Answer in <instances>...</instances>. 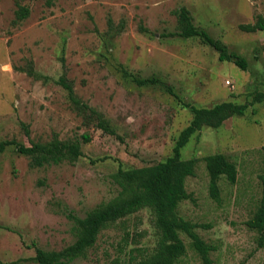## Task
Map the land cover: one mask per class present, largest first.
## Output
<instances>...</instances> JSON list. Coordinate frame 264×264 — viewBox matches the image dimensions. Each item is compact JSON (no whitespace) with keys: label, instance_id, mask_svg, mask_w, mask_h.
I'll return each mask as SVG.
<instances>
[{"label":"rangeland","instance_id":"obj_1","mask_svg":"<svg viewBox=\"0 0 264 264\" xmlns=\"http://www.w3.org/2000/svg\"><path fill=\"white\" fill-rule=\"evenodd\" d=\"M23 6L28 15L20 20ZM181 6L195 25L243 56L247 70L220 60L198 38L168 35ZM258 14L264 17V0H0V142L29 148L0 151V264H37L36 248L72 243L69 215L83 217L115 196L112 174L119 167L151 165L171 154L192 114L160 83L133 80L152 76L196 106L248 104L243 115L202 128L183 147L182 157L197 162L185 181L190 197L177 210L212 247L209 264H264V243L246 225L264 172V101H253L264 92V30L238 28ZM29 63L48 79L29 75ZM62 74L114 134L84 124L55 82ZM217 152L237 168L235 183L220 179L219 201L210 196L203 160ZM154 220L148 207L132 213L103 229L85 257L66 264L139 259L159 240ZM180 236L186 251L178 264H206L191 239Z\"/></svg>","mask_w":264,"mask_h":264},{"label":"trees","instance_id":"obj_2","mask_svg":"<svg viewBox=\"0 0 264 264\" xmlns=\"http://www.w3.org/2000/svg\"><path fill=\"white\" fill-rule=\"evenodd\" d=\"M28 15L27 7H20L16 11L17 19H24ZM176 30L170 32V36L183 38H198L203 44L212 47L220 60H228L243 70H247L246 59L238 53L230 50L226 44L214 38L210 33L193 22V16L189 9L181 6L175 10ZM238 28L245 32L264 30V17L256 16L252 23H240ZM140 29L146 28L140 25ZM25 71L36 79L46 81L48 78L36 72L29 63ZM140 86L157 85L164 86L166 92L175 96L184 107H187L192 116L189 123L179 132L175 139L172 152L165 159L151 165L140 167H119L113 174L112 180L118 186L115 196L107 201L97 204L83 217L69 215L73 220L72 243L59 250L35 249V255L31 257L37 264H66L77 258L85 257L88 250L94 246L100 232L143 208H150L155 216V226L160 237L150 253L142 255L139 259L131 258L124 264H178L181 256L185 254L186 246L180 234L184 233L191 239V246L200 255L202 260L209 264V252L212 247L207 244L195 231L198 224L184 219L178 214V205L182 200L188 199L190 194L185 187L188 176L194 174L196 158L184 159L182 149L191 137L204 127L219 128L225 120L232 116L243 115L248 108L247 103H235L221 101L210 107L196 106L182 100L171 86L161 82L158 78L133 77ZM67 91L68 99L72 108L83 118L84 124L93 123L95 126L114 134L108 121L94 108L90 107L75 94L71 82L62 74L56 81ZM254 102L264 101V92H258L253 97ZM85 141L89 140L83 135ZM9 145H16L19 152H26L29 148L18 145L14 140L0 142V151ZM70 149L75 150L72 146ZM264 156V145L261 148ZM205 167L209 175L210 196L219 201V181L225 177L230 183L237 180V168L225 154L217 152L203 156ZM261 197L259 203L246 221L248 228L258 233V242L264 243V172L260 174Z\"/></svg>","mask_w":264,"mask_h":264}]
</instances>
